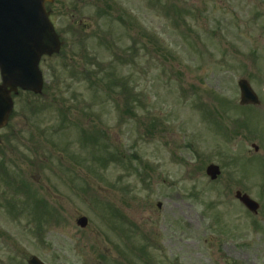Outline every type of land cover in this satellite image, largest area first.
<instances>
[{"label":"rangeland","instance_id":"374dc122","mask_svg":"<svg viewBox=\"0 0 264 264\" xmlns=\"http://www.w3.org/2000/svg\"><path fill=\"white\" fill-rule=\"evenodd\" d=\"M114 1L139 21V47L93 50L92 63L77 52L43 58L41 95L18 93L17 103L45 111L17 109L9 121L25 143L16 152L2 145L0 264L32 255L44 264H115L128 247L125 264H147L140 250L149 264H264V0ZM104 2L81 15L105 10ZM111 22L119 28L117 17ZM239 79L259 106L240 108ZM20 159L38 177L24 179L27 187L4 184ZM71 162L84 181L67 175ZM209 164L221 171L213 182ZM75 185L92 194L71 193ZM236 190L260 204L257 215ZM39 206L47 211L40 235L32 218ZM56 210L65 211L60 220ZM80 216L88 219L82 233Z\"/></svg>","mask_w":264,"mask_h":264},{"label":"water","instance_id":"95a60500","mask_svg":"<svg viewBox=\"0 0 264 264\" xmlns=\"http://www.w3.org/2000/svg\"><path fill=\"white\" fill-rule=\"evenodd\" d=\"M23 1V2H22ZM41 0H0V127L7 120L11 104L9 92L15 87L39 92L41 88L37 63L42 54L57 52V38L42 13ZM241 104H256L257 100L245 81L239 82ZM206 174L214 180L218 168L209 166ZM251 211L256 207L246 196L236 195ZM85 219L78 225L84 227ZM29 264H41L31 259Z\"/></svg>","mask_w":264,"mask_h":264},{"label":"flooded vegetation","instance_id":"af4514ba","mask_svg":"<svg viewBox=\"0 0 264 264\" xmlns=\"http://www.w3.org/2000/svg\"><path fill=\"white\" fill-rule=\"evenodd\" d=\"M93 0H72V5H75L77 8L73 9L72 14H69V18L66 21H62L60 19V22L58 24V29H63L65 27L66 24H73L74 22H79V13H78V9H82L84 6L87 7ZM81 23V22H80ZM57 29V31H58Z\"/></svg>","mask_w":264,"mask_h":264}]
</instances>
